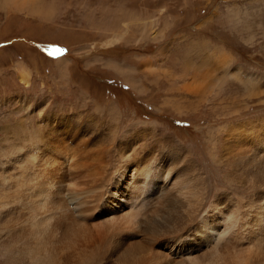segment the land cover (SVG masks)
<instances>
[{
	"label": "bare ground",
	"instance_id": "6f19581e",
	"mask_svg": "<svg viewBox=\"0 0 264 264\" xmlns=\"http://www.w3.org/2000/svg\"><path fill=\"white\" fill-rule=\"evenodd\" d=\"M4 1L30 11L40 4ZM233 1L227 24L237 22L246 44L258 40L264 54V0ZM113 66L138 98H155L161 79L170 84L166 94L176 90L160 106L146 99L149 113L186 115L209 105L207 158L224 184L210 186L193 147L156 116L134 114L126 124L115 101L103 107L83 86L67 111L44 101L29 118L27 101H19L15 124L0 122V264H264V116L242 117L247 103L208 102L219 91L211 67L185 68L179 85L166 70L142 67L135 83ZM18 73L25 84L29 72L20 66ZM68 77L65 100L75 95ZM236 79L246 101L264 104V79Z\"/></svg>",
	"mask_w": 264,
	"mask_h": 264
},
{
	"label": "rangeland",
	"instance_id": "374dc122",
	"mask_svg": "<svg viewBox=\"0 0 264 264\" xmlns=\"http://www.w3.org/2000/svg\"><path fill=\"white\" fill-rule=\"evenodd\" d=\"M2 2L0 122L9 120L15 124L14 105L20 106L19 103L25 101L29 106L23 114H28L29 118L37 113L34 105L44 101L67 111L66 108L74 106V97L79 98L83 86L103 107L111 103L110 100L115 101L114 108L122 114L125 111L126 118L122 121L126 124L132 125L139 119L151 121L156 116L166 132L173 133L176 138L184 140L185 145L193 147L195 160L205 170L206 182H210V186L214 182L216 187L224 184L218 168L207 158L209 147L202 127L208 119H213L209 105L186 115L171 111L161 116L149 113L146 99L148 103L151 101L160 106L162 97L173 96L176 90L166 94L164 89L167 90L170 84L161 79V90L158 89L155 98L150 99L151 95L138 98L139 94L121 81L123 78L118 76L113 64L123 66L125 74L135 83L143 80L142 67L145 70H166L177 80L182 78L185 68H198L200 73L212 68L215 77L209 79L219 87V91L208 98V102L212 101L218 108L232 102L247 103L248 108L241 111L242 117L253 120L264 116V104L251 97L246 101L243 86L236 79L237 75H251L257 83L262 81L264 54L259 50L258 40L250 46L246 44L237 22H234V27L227 24V21L233 23L225 15L235 1L40 0L38 8L31 11L6 6L5 1ZM227 55L230 58L218 64ZM60 58L64 61L62 67ZM202 58L206 59L202 63L204 66L198 67L202 66L199 65ZM143 60L148 63H143ZM186 61L189 65L185 64ZM20 66L29 72L25 84L18 79ZM237 68H240L238 74ZM59 69L66 70L68 75H60ZM66 77L74 86L75 95L65 100V94L73 89L72 86H61ZM180 79L179 85L183 83V78ZM52 106L50 108H54ZM134 114L136 120L132 119ZM207 159L208 164L205 163Z\"/></svg>",
	"mask_w": 264,
	"mask_h": 264
}]
</instances>
